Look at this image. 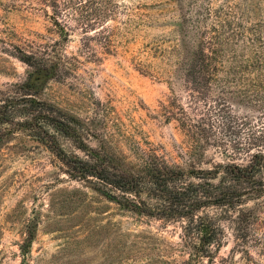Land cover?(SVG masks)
Returning a JSON list of instances; mask_svg holds the SVG:
<instances>
[{"label": "rangeland", "instance_id": "1", "mask_svg": "<svg viewBox=\"0 0 264 264\" xmlns=\"http://www.w3.org/2000/svg\"><path fill=\"white\" fill-rule=\"evenodd\" d=\"M52 2L0 0V100L31 71L21 56L54 53L58 70L39 98L79 117L84 142L104 146L133 172L154 157L171 167L207 170L225 162L246 165L256 150L264 154V101L237 94L252 84L231 82L225 86L234 93L221 96V85L212 82L209 103L199 100L196 112L194 84L170 75L166 51L176 41L178 14L172 0H58L57 13ZM105 5L108 14L97 13ZM180 108L205 128V137L186 132ZM57 139L67 154L84 158L69 140ZM258 178L260 195L239 209L202 211L219 226L211 264H264V166ZM28 226L35 227L29 264H187L191 252L184 223L119 209L90 181L70 177L28 132L16 131L0 143V264H21Z\"/></svg>", "mask_w": 264, "mask_h": 264}, {"label": "trees", "instance_id": "2", "mask_svg": "<svg viewBox=\"0 0 264 264\" xmlns=\"http://www.w3.org/2000/svg\"><path fill=\"white\" fill-rule=\"evenodd\" d=\"M172 2L178 14L172 22L176 41L166 51L172 64L169 73L194 84L197 94L193 99L194 111L198 112L199 100V104L209 103L214 92L209 86L212 82L221 85L216 91L221 96L234 93L226 84L249 82L252 85L239 89L237 94L250 103L264 101V3L259 0L243 3L226 0L216 5L211 0ZM67 3L63 6L69 7ZM49 7L57 13L58 0H53ZM106 9L105 5L97 13L108 14ZM52 20L59 35L67 38L65 26L55 17ZM20 60L31 71L24 81L15 85L13 92L0 100V143L3 137L16 131L28 132L59 160L70 177L90 181L95 190L119 209L150 219L184 223L186 248L190 247L192 252L188 253L187 264L213 263L220 247L219 226L216 217L201 213L206 208L239 209L245 200L258 197L261 193L258 173L264 166V154L256 150L249 154L246 165L225 162L207 170L171 167L154 157L146 159L139 171L133 172L104 146L95 148L84 142V126L79 117L39 98L44 85L57 73L54 53L24 54ZM180 111L186 132L196 140L205 137V128L192 124L183 108ZM57 136L69 140L84 158L67 154ZM219 174H223L221 181L213 184L211 181ZM240 183L249 184V190L241 189ZM34 235L35 227L28 226L19 246L21 264H29L27 258Z\"/></svg>", "mask_w": 264, "mask_h": 264}]
</instances>
